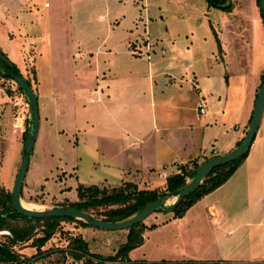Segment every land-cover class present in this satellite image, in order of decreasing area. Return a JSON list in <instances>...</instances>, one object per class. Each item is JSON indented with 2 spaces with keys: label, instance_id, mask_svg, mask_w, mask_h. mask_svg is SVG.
<instances>
[{
  "label": "crops",
  "instance_id": "crops-1",
  "mask_svg": "<svg viewBox=\"0 0 264 264\" xmlns=\"http://www.w3.org/2000/svg\"><path fill=\"white\" fill-rule=\"evenodd\" d=\"M134 1H104V12H108L111 20L118 21V26L114 28L105 13L96 18L98 21L106 20L102 43L106 39L111 41L105 47H100V44L91 45L90 42L97 37L89 33H83L80 43L76 42L80 49L72 53L76 57L72 64V76L76 79L77 94L81 96L78 99L72 96L67 102L66 93L56 92L53 83L42 91L36 81L39 70L34 64L30 65L32 78L27 77L25 74L28 68L22 69L14 64V48L8 46L3 51L18 73L35 86L33 91L39 105L37 134L41 129L49 137L50 133L53 136L71 135L73 141H64L61 149L69 146L75 153L72 168L77 169V181L82 185L116 187L127 181L135 184L138 189L159 187L165 178L179 173L181 168L190 171L194 165H200L209 158L222 156L239 147L250 121L258 76L245 104L231 112L227 121L200 119L205 115V108H202L203 113L200 114L201 104L198 100L201 97L195 82L191 87L197 92L194 98L197 115L195 114L194 120L186 117L183 105L188 90L185 91L186 88L180 86L181 79H178L181 77L177 76V71L157 70L156 62L162 55L154 52L146 53V61H142L139 53H135L138 52L136 43L130 40L135 36L127 37L125 31L128 28L124 27L125 24L136 23L140 19L138 14H142L145 37H141L140 41L142 44L146 42V46L157 47L158 41L170 39L165 25L167 18L162 19V14L166 13L167 8L169 13V9L173 7H155L153 5L157 4L151 5L148 0H142L144 8L142 12H136L138 6H132ZM149 7L156 10L150 11ZM129 10H133L132 13L135 14H128ZM41 27L40 34H36L35 28H31V33L38 37L34 40H44L46 44L48 39L45 27ZM20 31L23 30L19 29L17 33ZM12 37L13 34L10 35V41ZM164 49L163 53L167 55L169 50ZM183 64L189 66L186 60H182L177 66L181 67ZM50 74L49 67L46 69L47 78L51 77ZM211 87L216 89L209 94V100L216 99L219 104L217 111L221 110L222 115L226 92L220 101L215 93L221 91V81H212ZM6 94L9 102L4 101L0 106L10 107L8 114L12 133L16 129V133L19 132L22 136L28 115L26 101L22 97H15L13 90H7ZM4 112L5 109L0 114L1 119ZM226 122H235V126L232 128ZM236 123L241 125L240 132ZM84 160L94 163L91 174L96 175L97 169L101 168L105 178L85 182L81 168ZM156 168L162 170L156 172ZM131 177L136 181H132ZM23 185L22 181V187ZM22 187V192L33 191L27 185L23 189ZM40 188L42 190V186ZM56 199H63L68 203L75 201L62 197ZM199 202L204 209L210 235L201 240L206 242L202 244L205 246L201 249V256L186 260V263L264 264V105L259 125L244 159L222 185L204 195Z\"/></svg>",
  "mask_w": 264,
  "mask_h": 264
},
{
  "label": "rangeland",
  "instance_id": "rangeland-1",
  "mask_svg": "<svg viewBox=\"0 0 264 264\" xmlns=\"http://www.w3.org/2000/svg\"><path fill=\"white\" fill-rule=\"evenodd\" d=\"M104 1L111 0H0V53L3 54V51L11 46L16 52L14 64L22 69L28 68L25 74L27 77L32 78L30 65L34 64L39 70L36 81L42 87V91L53 83L56 92L58 90L66 93L67 102L72 96L78 99L81 96L77 94L76 79L72 76V64L76 57L72 53L80 49L77 48L76 42L80 43L83 33L97 37L90 42L91 45L100 44V47H105L111 41L106 39L102 43L106 20L96 19L105 13L108 20H111L108 12H104ZM148 2L151 5L157 4L153 5L155 7L162 8L167 5L173 7L169 9V13L167 8L166 13L162 14V19L167 18L165 25L170 39L163 38L161 42L158 41L157 47L146 46V42L142 44L141 37L142 39L145 37L144 20L143 15L138 14L140 19L136 23L124 25L126 29L128 28L125 31L127 37L135 36L130 39L136 43L138 52L135 53H139L142 61H146V53L154 52L162 55V58L156 62V69L177 71V76L181 77L178 79V81L181 79L180 86L185 87V91L188 90L183 105L187 118L194 120L195 114L197 115V107H194L197 92L192 88L196 82L201 97L198 102L202 108H205V115L200 119L227 121L231 112L245 104L257 76L258 87L255 92L264 79V30L256 0H226L225 5L219 8L207 6L205 0H148ZM142 4V0L141 2L135 0L132 6L137 5L136 12H142L144 8ZM228 6L230 7L224 8ZM149 10L156 9L149 7ZM132 11L127 12H130L128 13L130 15L135 14ZM42 25L45 27L48 39L46 44L44 40L43 43L34 40L38 37L32 36L31 33V28H35L36 34H40ZM110 25L115 28L118 26V21L111 20ZM19 29L23 31L17 33ZM164 47L169 50L167 55L163 53ZM182 60H186L189 66L185 64L181 67L177 66ZM49 67L51 77L47 78L46 69ZM5 70L0 63V72L5 74ZM218 79L219 82L221 81V91H216L215 95L222 101L226 92L225 105L221 108L224 109L222 115H220L221 110L217 111L219 104L216 99L209 100V94L216 89L211 87V83L218 82ZM29 83L33 91L35 86L32 81ZM7 90H13L15 97H22V100L26 101L14 82L0 76V105L4 101L9 102ZM36 103L38 109V102ZM3 109L5 114L3 119L0 118V190L7 193L11 189L23 144L22 136L19 132L16 133L18 130L15 129V133H12L13 128L8 114L10 107L0 106V114ZM26 114L29 115V112L27 111ZM234 123L225 124H230L233 128ZM236 126L240 132L241 125L236 123ZM25 128L27 130V124ZM41 131L40 129L29 155L30 161L23 180V187L27 185L33 191L21 190L18 197L21 205L30 204L31 210L35 211L56 208L57 205L65 202L56 198L75 200V187L82 185L77 181V169H73L75 153L69 146L61 149L64 141L70 143L73 141L71 135L53 136L50 133L51 137H49ZM17 136L20 138L18 139ZM33 153L35 154L32 155ZM81 164L85 182L90 180L94 182L95 178L96 180L105 178L101 168L97 169L96 175L91 174L94 170L92 161L84 160ZM161 170V168L155 169L156 172ZM130 179L136 181L135 178ZM40 186L42 190H39ZM173 199H166V205H170ZM199 201L200 199L186 209L180 217H174L172 213H165L163 210L148 215L141 222V243L128 250L126 258L131 262H140L139 264L162 261L168 264H194L185 261L201 256L203 252L201 249L205 246L202 244H206L201 240L210 235L204 218V209ZM6 234L7 232H0V241L3 240L1 235ZM72 234L83 239L89 253L107 257L115 254L126 243L127 230L105 231L90 227L83 228L74 222H60L53 237L40 248V254L35 255L36 249L30 247L29 242L17 245L13 250L26 258L38 256L36 264H82V261H73L61 254V251H66V245L72 239ZM188 239L192 240L188 241ZM113 264L120 263L118 261Z\"/></svg>",
  "mask_w": 264,
  "mask_h": 264
},
{
  "label": "trees",
  "instance_id": "trees-1",
  "mask_svg": "<svg viewBox=\"0 0 264 264\" xmlns=\"http://www.w3.org/2000/svg\"><path fill=\"white\" fill-rule=\"evenodd\" d=\"M258 1L259 0H256L257 6ZM205 2L208 6L219 8L225 5L226 0H205ZM229 7L230 6L224 8ZM2 65L6 69L4 73L10 74L8 67L3 63ZM25 81L31 88L29 80L25 79ZM16 88L24 95L17 85ZM26 124H28V121H25V125ZM25 137L26 128L22 133V144L24 143ZM245 156L246 154L233 162L219 164L213 168L201 180L198 187L194 191L187 193L170 211L173 216L180 217L185 210L192 206L197 200L222 185ZM197 166L198 165H194L190 171L181 168L179 173L168 176L164 179L161 186L153 189H138L135 184L127 181L122 182L116 187L77 185L75 188V201L71 203L64 202L58 207L73 208L106 223H120L128 220L144 205L164 197L167 193H172L182 188L192 179ZM159 210L161 209H156L155 211ZM60 222H74L80 227H89L86 223L74 218L49 217L36 219L17 215L10 204V192L3 193L0 190V232H7L6 235H1L3 240L0 241V264H36L39 258L38 256L29 258L23 257L16 253L13 247L24 245L29 242V246L36 249L35 255L40 254V248L53 237ZM141 227L140 222L127 229L126 243L111 256L102 257L98 254L89 253L86 243L78 236L72 238L68 242L66 251H61V254L62 256L71 258L73 261H82V264H113L118 261L120 264H139L140 262L129 261L126 258V253L128 250L141 243ZM153 264L164 263L160 262Z\"/></svg>",
  "mask_w": 264,
  "mask_h": 264
},
{
  "label": "water",
  "instance_id": "water-1",
  "mask_svg": "<svg viewBox=\"0 0 264 264\" xmlns=\"http://www.w3.org/2000/svg\"><path fill=\"white\" fill-rule=\"evenodd\" d=\"M258 11H259L261 24L264 27V0L258 1ZM0 62L5 64L10 71V74H3L0 72V76L9 78L22 90L25 100L27 102V107L29 112L26 137L22 145L18 167L10 189V204L12 209L17 215H22L28 218H36V219L49 218V217L74 218L86 223L90 228H94L98 230H105V231L127 230L132 226L142 222V220H144L148 215L153 213L156 209H161L166 212L171 211L183 199V197L187 193L194 191L198 187L201 180L213 168H215L219 164H227L233 162L246 154L251 144V141L256 133L257 127L259 125L262 115V109L264 105V79H263L256 92L250 121L239 147L235 148L234 150L222 156L212 157L205 160L196 167L192 179L182 188L172 193H167L165 194L164 197L158 198L157 200L144 205L128 220L120 223H106L95 219L94 217L90 216L87 213L69 207H58V208L46 209L43 211H35V210L25 209L20 204L18 200V195L21 192L22 181L24 179L27 170L28 156L32 151L38 131L37 103H36L35 95L32 89L27 85L25 79L18 73L15 67L1 53H0ZM168 198H174V199L170 205L166 206L165 201Z\"/></svg>",
  "mask_w": 264,
  "mask_h": 264
},
{
  "label": "bare ground",
  "instance_id": "bare-ground-1",
  "mask_svg": "<svg viewBox=\"0 0 264 264\" xmlns=\"http://www.w3.org/2000/svg\"><path fill=\"white\" fill-rule=\"evenodd\" d=\"M22 207L25 208V209L31 210V208H30V204L23 203V204H22Z\"/></svg>",
  "mask_w": 264,
  "mask_h": 264
},
{
  "label": "built area",
  "instance_id": "built-area-1",
  "mask_svg": "<svg viewBox=\"0 0 264 264\" xmlns=\"http://www.w3.org/2000/svg\"><path fill=\"white\" fill-rule=\"evenodd\" d=\"M199 113L200 114H202L203 113V109H202V107L201 106H199ZM75 237V235L74 234H72V238H74Z\"/></svg>",
  "mask_w": 264,
  "mask_h": 264
}]
</instances>
